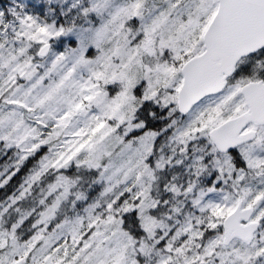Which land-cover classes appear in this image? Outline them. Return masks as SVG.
I'll return each instance as SVG.
<instances>
[{"label":"snow or ice","instance_id":"1","mask_svg":"<svg viewBox=\"0 0 264 264\" xmlns=\"http://www.w3.org/2000/svg\"><path fill=\"white\" fill-rule=\"evenodd\" d=\"M0 159V264H264V0H0Z\"/></svg>","mask_w":264,"mask_h":264},{"label":"trees","instance_id":"2","mask_svg":"<svg viewBox=\"0 0 264 264\" xmlns=\"http://www.w3.org/2000/svg\"><path fill=\"white\" fill-rule=\"evenodd\" d=\"M5 162H6V160L0 159V165H2ZM34 162L35 161H31L29 166H31V163H34ZM26 171H27V169H25L17 177H15L13 179V181L11 182V184L6 189L0 190V197H2L6 192L12 191L13 190V186L18 185V182L20 181V179L22 178V176L25 174Z\"/></svg>","mask_w":264,"mask_h":264}]
</instances>
